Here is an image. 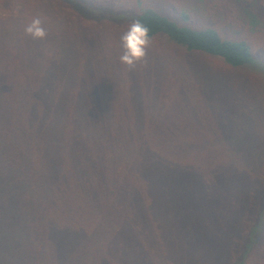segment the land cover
<instances>
[{
    "label": "trees",
    "instance_id": "1",
    "mask_svg": "<svg viewBox=\"0 0 264 264\" xmlns=\"http://www.w3.org/2000/svg\"><path fill=\"white\" fill-rule=\"evenodd\" d=\"M144 2L137 0L132 19L150 29L152 43L167 41L233 68L252 64L245 41L225 39L217 29L184 25ZM62 11L88 31L75 47L90 48L99 58L96 67L75 60L70 46L76 32L61 30ZM37 15L44 19L43 39L24 31ZM128 17L127 11H107L102 0H0V264H156L159 257L177 256L186 240L180 231L168 240L162 225L145 221L138 211L145 203L140 194L155 188L159 172H178L180 189L187 188L183 174L194 176L199 198L203 187L235 184L232 173L238 168L230 166L226 148L212 146L233 135L225 129L224 107L206 110L222 114L225 127L218 135L198 136L194 143L173 138L172 131L154 127L150 116L158 110L132 108L150 98L147 91H157L144 70L156 66L148 51L144 61L124 74L127 81L117 75L118 82L129 83V91L123 93L104 73L103 56L117 65L104 42L107 22L121 27ZM182 17L189 21L186 14ZM132 72L142 78L136 81ZM115 95L118 105L107 107ZM187 95L179 99L186 105ZM160 102L169 107L168 99ZM258 199L242 251L231 264H264V246L257 252L264 195Z\"/></svg>",
    "mask_w": 264,
    "mask_h": 264
},
{
    "label": "rangeland",
    "instance_id": "2",
    "mask_svg": "<svg viewBox=\"0 0 264 264\" xmlns=\"http://www.w3.org/2000/svg\"><path fill=\"white\" fill-rule=\"evenodd\" d=\"M102 6L107 11L129 13L121 27L108 20L107 31L103 33L105 45L115 54L113 62L117 63L103 56V71L125 93L130 90V85L118 82L117 75L121 81H127L130 69L119 61L123 51L120 38L138 13L137 0H102ZM144 7H152L184 25L217 29L225 39L245 41L252 51L251 65L233 68L221 59L192 54L167 41L151 42L147 49L148 59L156 66L144 70L152 75L151 81L157 91H147L150 98L132 106L141 112L158 110L150 116L154 127L168 129L173 138L192 143L201 137L218 135L221 126L225 125L220 124V111L206 110L213 108L215 111L218 106L227 110L228 125L224 127L233 135L230 140H217L212 146L226 148L230 166L238 168L232 173L237 176L232 179L235 184L229 188L222 185L211 189L203 187L199 198L194 188L198 181L194 176L182 172L188 178L187 188L180 189L179 173L168 168L159 172L152 191L140 194L145 203L139 205L138 211L146 217L145 221L160 228L162 225L168 240L174 237V231L185 234L186 240L180 244L178 255L159 257L156 264H231L234 256L242 251L247 238L244 232L251 227L250 221L260 206L258 198L264 195L260 174L264 160V0H145ZM82 9L87 10V5H82ZM183 14L188 16L187 23L182 19ZM75 15L71 11V16ZM79 23L64 13L61 30L76 32L70 46L71 52L74 49L75 60L96 67L99 58L90 48L75 47L88 33L80 30ZM134 72L131 77L139 81L142 77L136 74L140 72ZM143 78L147 79L148 75ZM158 89L167 90L168 94ZM187 91L186 105L179 99ZM119 93L116 89V94ZM164 99L169 100L166 109L160 102ZM118 102V95L110 96L107 107L117 106ZM197 103L202 107L197 108ZM258 165V169H253ZM225 166H228L227 162ZM261 236L257 252L264 246V230Z\"/></svg>",
    "mask_w": 264,
    "mask_h": 264
},
{
    "label": "clouds",
    "instance_id": "3",
    "mask_svg": "<svg viewBox=\"0 0 264 264\" xmlns=\"http://www.w3.org/2000/svg\"><path fill=\"white\" fill-rule=\"evenodd\" d=\"M44 19L37 15L31 19V22L25 26V33L33 39H43L47 36L44 28ZM150 29L139 19L133 20L121 36L122 54L119 61L129 69L145 60L147 49L151 45L149 36Z\"/></svg>",
    "mask_w": 264,
    "mask_h": 264
}]
</instances>
